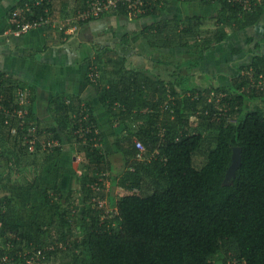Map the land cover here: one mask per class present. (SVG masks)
Segmentation results:
<instances>
[{
  "label": "trees",
  "instance_id": "1",
  "mask_svg": "<svg viewBox=\"0 0 264 264\" xmlns=\"http://www.w3.org/2000/svg\"><path fill=\"white\" fill-rule=\"evenodd\" d=\"M74 1L75 8L84 11L91 0ZM201 1L207 7L217 6L215 17L195 15L153 23L144 31L149 46L187 48L194 57L186 65L194 68L226 42L230 31L255 26L264 16V0H249L247 8L230 0ZM36 2L19 1L11 16L30 4L32 12L25 11L29 21L44 15L47 8L52 14L59 12L72 0ZM170 2L142 0L135 10L126 1L108 14L160 17ZM210 21L214 26L208 25ZM129 39L123 37L125 47ZM113 52L106 48L98 53V65L118 60ZM116 64L122 65L116 69L121 78L104 87L99 98L110 125H125L116 142L124 158L123 171L117 173L106 152L108 133L102 131L92 103L54 97L49 105L51 120L41 121L33 112L31 89L0 71L8 108L18 107V91H27L30 100L25 126L16 136L0 113V254L9 251L16 257L20 251L36 258L37 264H229L230 258L237 264H264V107L251 108V102L258 100L264 106V91L250 87L245 74L250 68L264 73V55L239 68L230 86H184L180 98L178 88L169 84L176 102L167 105L162 120L160 79L140 72L126 75L123 64ZM196 115L197 120L191 121ZM142 119L148 123L137 131L129 127L131 121ZM48 138L76 144L84 152L86 173L80 177L79 190H64L65 148L43 149L41 142ZM137 141L146 148L144 159L139 157ZM235 147L242 148V162L228 182ZM102 177L119 188L118 197L103 187ZM81 233L85 236L80 240Z\"/></svg>",
  "mask_w": 264,
  "mask_h": 264
},
{
  "label": "crops",
  "instance_id": "2",
  "mask_svg": "<svg viewBox=\"0 0 264 264\" xmlns=\"http://www.w3.org/2000/svg\"><path fill=\"white\" fill-rule=\"evenodd\" d=\"M19 1L21 0H0V71L9 75L17 85L31 89L34 95L33 112L41 121L51 120L53 114L49 105L57 96L76 97V100L92 103L97 120L98 112L102 117L105 115L106 110L100 101L99 93L104 87L109 88L115 83L114 76L117 75L116 69L110 65L105 64L103 67L98 65L97 55L106 48L117 52L118 60H121L119 62L126 67V71L140 72L144 77L160 79L159 87L162 85L168 87L171 84L178 88L179 92L184 86L201 88L202 84L198 85L195 76L202 82L206 79L212 80L215 85L213 87H217L218 83L223 84L221 86H230L239 68L251 65L257 55H264L263 16L255 26L240 32L230 31L226 42L208 52L199 66L180 70L174 80L170 78L164 81L161 74L167 67L164 66L166 68L164 69L162 67L164 64H157L154 56L160 52L184 51L182 49H186V55L191 54L187 48L153 49L149 46L144 31L153 23L162 20L180 21L195 15L212 19L216 11L214 15L210 12L216 10L214 9L216 7L189 2L184 6L188 13L182 17L175 13L163 14L164 11L160 17L148 18L110 15L114 18L108 21L110 23L101 18L102 20L82 24L80 21L76 26L68 25L67 17H59L64 13L63 10L58 14L53 13V18L59 21L58 26L35 29L18 37L7 32L10 30V13ZM174 5L171 3L168 8ZM125 35L130 37L127 49L122 44ZM259 44L261 46L258 48ZM188 60L190 59L184 60L182 65L187 66ZM106 72L109 73L107 78ZM94 75L97 76L95 80L91 77ZM150 91L145 90L144 93ZM106 125L107 129L116 128L119 123L111 126L106 114Z\"/></svg>",
  "mask_w": 264,
  "mask_h": 264
},
{
  "label": "rangeland",
  "instance_id": "3",
  "mask_svg": "<svg viewBox=\"0 0 264 264\" xmlns=\"http://www.w3.org/2000/svg\"><path fill=\"white\" fill-rule=\"evenodd\" d=\"M171 3H173V5L174 4H176V5L169 7L167 9V11L164 10L163 14L169 13V14L173 15L175 13V14L179 15V17H182V16L187 15V13H188L186 11L187 8L184 7V6H185V4L188 5V3L176 2L175 0H171ZM171 3H170V5H171ZM198 3L201 4L202 1L201 0H194L193 1V4H196L197 5ZM75 4H77V3L74 0H72V2L69 3V5H67V6L64 7L65 9H61V7H60L59 8L60 9L59 12L56 11L55 14H58L62 10H64L63 11L64 13L62 15H59V17L61 18L63 15H66V17L69 20H71V25L72 26H76L77 24L79 25V19L76 16V14L78 15L81 12V10L80 9H76L75 8ZM214 7H216L214 9H217V6H214ZM215 11H217V10H214V11L210 12V14L211 15H214L215 14L214 13ZM110 15L111 14H107V15L101 17V18H105L104 20H107V22L114 20V18L110 17ZM101 18H97L96 20L101 19ZM213 22L214 21H210L208 25L210 27L214 26L213 25L214 24ZM108 23H110V22H108ZM211 30H213V29H211ZM182 50H184V51H167V53L160 52V54H158L157 56H154L155 57V60L157 61L156 62L157 64H164V65H162V67H164V66L167 67V70L164 71L161 74V78L164 81H168V79H170V78H172V80H174L176 78V76L179 75L178 73H180V70H187L188 67L185 66V65H182L184 63L183 61L184 60H187V59H191L194 56L186 55V52H187L186 49H182ZM158 52L159 51H156V53H158ZM117 61H121V60H117ZM158 61H160V63ZM116 63H118V62H116ZM109 65L113 69H117L118 66H119V68H121V66H122L120 64H116L115 65V62L114 63H111ZM122 68L124 70H126L125 69L126 67H122ZM164 69H166V68L164 67ZM130 72L125 71L123 73H125L126 75H128ZM107 76H109V73L108 72H106V78H107ZM91 77H93V76H91ZM195 77H196L195 78V81H198L197 83H198L199 86L202 84V87L203 88L209 87L210 84L212 86H215L212 83V80L206 79V80L203 81L204 82L203 83L199 79V77H197V76H195ZM120 78H121V75H118L117 74V75L114 76V79H115L114 81L118 82L120 80ZM108 81H109V79H108ZM105 83L107 84L108 82H105ZM231 84H232V82H231ZM221 85H223V84H219L218 83L217 84V87H214V88H218ZM182 92H183V90L181 89V91H180V96L181 97L180 98H183V93ZM147 94L148 95H151L152 92H148ZM161 96L163 97L162 99L164 101V104H163V106H164L163 109L164 110H162L160 112V116H161L160 117V120H162L164 118V115L167 114V111H168L167 105H169V104L170 105H175V102H176V97L174 98V96L172 95L171 90H170V87L164 86V89L162 88ZM208 101H209L208 103H210V97H209ZM262 105H263V102L262 101H259V100L258 101L251 102V106H252L251 108H254L255 106L264 107ZM105 112H104L105 115L103 117L101 116L100 112L97 113V116H98V119H99L98 122L100 123V127H101L102 131H104L105 133H108L106 135V144H108L106 146V152L112 158V161L114 162V164L116 166V170L115 171L117 173L118 171H121V170L123 171V159L124 158L120 155V152H119V150L116 147V142H117V138L125 130V125H122V124L120 125L119 124L116 128H112V127L110 128L109 127V129H107V125L105 126V116H106L107 113H105ZM246 112L247 111H245V113ZM144 113H148V111L142 112V114H144ZM190 118H191V121H195V120H197L198 115L191 116ZM171 120H173V117H171ZM147 123H148V120H143L142 119V120H134V121H131L128 125H129V127L133 128L134 130L137 131L138 129H140L141 126H143V125H145ZM162 131H164V130H162ZM67 144H68L67 142H64L62 144L64 146V148H65L64 150H65V153H66V155H65L66 156V160H65L64 166L66 167V170H67V173H68L67 176H65V178L67 177L68 180L65 179L67 182L64 183V188H65L64 190L65 191H69V188L70 187H72V188L74 187V188H77V190H79V188H80L79 181L81 179L80 177H82L86 173V169L83 168V166H82V163L84 161V152L80 151L79 150V146L76 145V144H74L72 146L70 144H68V145ZM73 148H75V149L73 150ZM197 159H198L199 165H201L200 163L203 161V158H200L199 157ZM111 174L112 175H116L114 173H111ZM27 175H29V171L27 172ZM19 177H21V176H19ZM103 178L104 177H102V180H103ZM16 180H20V179L17 178ZM103 182H104V186L103 187L104 188L106 187V190L107 191L109 189L112 190L113 196H115V197L117 196L118 197V195L120 193V192H118V191H120L119 188L112 187V185L110 184V181L109 180H107V181H104L103 180ZM228 182H230V181H228ZM67 187H69V188H67ZM78 194L81 196V193L80 192H78ZM73 200L74 199L72 198V200L70 202H67L66 203V206L67 207L71 206V203H73ZM73 215H75V214H73ZM76 217H78V215ZM84 236H85V234L84 233L83 234L81 233V235H78L77 238H79L81 240V239H83ZM229 264H237V263H236V261L233 258H230Z\"/></svg>",
  "mask_w": 264,
  "mask_h": 264
},
{
  "label": "built area",
  "instance_id": "4",
  "mask_svg": "<svg viewBox=\"0 0 264 264\" xmlns=\"http://www.w3.org/2000/svg\"><path fill=\"white\" fill-rule=\"evenodd\" d=\"M44 0H37L36 5H39ZM128 1L130 3V8H137L138 4L141 3L142 0H91L88 2L86 8L84 11H81L76 16L80 21H89L92 19H97L102 15H107L108 13H111L113 10L117 9L121 6L123 2ZM234 3L240 2L244 3L245 7L249 5V0H230ZM32 6L30 4H27L25 6V10H15L11 16V23H10V30L7 33H11L16 36H21L26 33L31 32L32 30L39 29V28H53L54 26H58V22L55 18H53V14L49 8H47L44 12V15L40 16L39 18H34L32 20H27V17L25 15V11L32 12L31 11ZM136 10V9H135ZM24 12V13H23ZM67 24H71V20H67ZM62 28V27H61ZM245 74L250 77V87H256L257 89L264 91V73L256 74L255 71L250 68L249 71L245 72ZM96 75L92 77L93 80L96 79ZM1 81L2 78L0 76V113L5 115L6 119L4 121L5 126L10 128V131L12 133V136H16L19 134V130H23L25 126V116L28 114V106L30 104V100L28 97L27 91L17 93V99H18V107H14V111H12L8 106L5 104L6 96L4 94V89L1 87ZM215 95H211V98H213ZM224 95H221L219 98V101L221 97ZM211 101V99H210ZM16 105V106H17ZM88 116L86 115L84 117V120H87ZM15 121V124H12V122ZM33 135L37 136V130L36 127H32ZM37 138H34L30 141V149L33 151L34 147L33 144L36 142ZM42 146L43 149H49V148H55L60 147L62 144L60 143V140L54 139V138H48L42 140ZM137 148L139 151V157L140 159H144V152L146 150L145 146L140 142L137 141ZM60 246L65 248L64 244H61ZM9 247V244L6 246ZM1 248V246H0ZM9 250V249H8ZM40 254V252H39ZM26 254L23 255L22 252L19 251V254L15 256H12L9 251L7 253L0 254V264H37L36 258H28L25 257Z\"/></svg>",
  "mask_w": 264,
  "mask_h": 264
},
{
  "label": "water",
  "instance_id": "5",
  "mask_svg": "<svg viewBox=\"0 0 264 264\" xmlns=\"http://www.w3.org/2000/svg\"><path fill=\"white\" fill-rule=\"evenodd\" d=\"M241 162H242V148L235 147L233 150L232 163L227 171V176H226L227 181H231V179L235 176L236 171L241 166Z\"/></svg>",
  "mask_w": 264,
  "mask_h": 264
},
{
  "label": "clouds",
  "instance_id": "6",
  "mask_svg": "<svg viewBox=\"0 0 264 264\" xmlns=\"http://www.w3.org/2000/svg\"><path fill=\"white\" fill-rule=\"evenodd\" d=\"M49 10H51L50 8H49ZM164 133V131H162V134Z\"/></svg>",
  "mask_w": 264,
  "mask_h": 264
}]
</instances>
